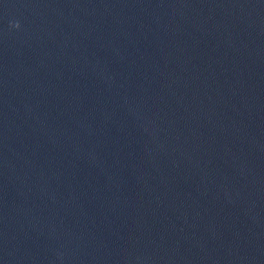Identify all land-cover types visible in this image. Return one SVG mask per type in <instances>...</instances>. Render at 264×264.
I'll use <instances>...</instances> for the list:
<instances>
[{
  "label": "clouds",
  "instance_id": "obj_1",
  "mask_svg": "<svg viewBox=\"0 0 264 264\" xmlns=\"http://www.w3.org/2000/svg\"><path fill=\"white\" fill-rule=\"evenodd\" d=\"M18 26V25H17Z\"/></svg>",
  "mask_w": 264,
  "mask_h": 264
}]
</instances>
